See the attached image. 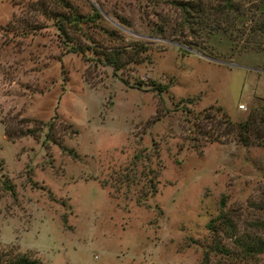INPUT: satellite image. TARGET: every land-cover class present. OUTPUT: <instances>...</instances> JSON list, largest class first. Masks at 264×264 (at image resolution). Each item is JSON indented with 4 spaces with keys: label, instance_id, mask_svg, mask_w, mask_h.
I'll use <instances>...</instances> for the list:
<instances>
[{
    "label": "rangeland",
    "instance_id": "374dc122",
    "mask_svg": "<svg viewBox=\"0 0 264 264\" xmlns=\"http://www.w3.org/2000/svg\"><path fill=\"white\" fill-rule=\"evenodd\" d=\"M175 1L0 0L1 256L264 264L247 249L264 240V143L231 128L264 135V41L183 24Z\"/></svg>",
    "mask_w": 264,
    "mask_h": 264
},
{
    "label": "trees",
    "instance_id": "16d2710c",
    "mask_svg": "<svg viewBox=\"0 0 264 264\" xmlns=\"http://www.w3.org/2000/svg\"><path fill=\"white\" fill-rule=\"evenodd\" d=\"M174 4L182 12L183 24L189 25L192 16H196L193 21H195L200 28L205 27L207 21L209 23L211 22L210 25H208L206 32L212 33V30H215V28H220L224 31L229 29L231 31V28H234L231 23V20H233L236 24L234 28L235 32L245 35L243 45L250 41L255 48H263V46L260 45V42L264 41V0H223L222 4L215 6H212L211 4L206 6L205 2L200 4L199 2H192V0H176ZM94 15H97V13L95 12ZM233 18H235V20ZM73 19L79 21L81 17L79 15H74ZM58 29L62 31L66 41V37L68 36L65 31L60 28V26ZM69 47L70 51H76L74 47ZM142 48L144 47L140 45L139 47L131 46L132 50L130 55L135 54L134 58H131L132 61H138L137 57L139 52L143 50ZM116 52L117 51H112L110 55H104L103 59L106 64L111 66L113 71L119 68V57ZM153 85H155L154 90L156 92H160L166 88L164 84ZM220 114L223 118L219 119V121L224 122V124L229 127L227 124H231L230 120L224 113ZM50 123L51 121H49V124ZM262 127L264 128V116L262 118ZM231 128L235 130L234 138L241 144H247L252 139L264 143V135L260 132L261 130L254 128V125L251 124L248 117L235 123ZM228 129L229 128H227V130ZM251 129L252 131H250ZM27 131L28 133L34 134L33 130L30 128L27 129ZM44 141L45 139L43 138L41 142L44 143ZM68 151L71 153V150ZM1 183L3 189L8 190L10 193L12 192V185L8 182L6 177H4ZM247 249L249 251L253 249L261 251L264 249V240H258L255 248L248 247ZM0 264H38V262L24 253L15 252L11 256L0 255Z\"/></svg>",
    "mask_w": 264,
    "mask_h": 264
},
{
    "label": "built area",
    "instance_id": "2783aa9c",
    "mask_svg": "<svg viewBox=\"0 0 264 264\" xmlns=\"http://www.w3.org/2000/svg\"><path fill=\"white\" fill-rule=\"evenodd\" d=\"M237 107H238L239 109H243V108H244V105H243L242 103H239V104L237 105Z\"/></svg>",
    "mask_w": 264,
    "mask_h": 264
}]
</instances>
